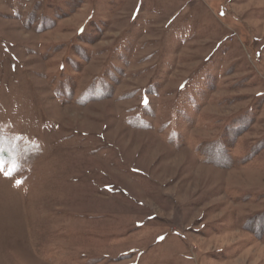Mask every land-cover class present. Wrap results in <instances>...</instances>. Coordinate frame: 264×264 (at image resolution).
I'll use <instances>...</instances> for the list:
<instances>
[{
  "label": "rangeland",
  "instance_id": "1",
  "mask_svg": "<svg viewBox=\"0 0 264 264\" xmlns=\"http://www.w3.org/2000/svg\"><path fill=\"white\" fill-rule=\"evenodd\" d=\"M0 264H264V0H0Z\"/></svg>",
  "mask_w": 264,
  "mask_h": 264
},
{
  "label": "snow or ice",
  "instance_id": "2",
  "mask_svg": "<svg viewBox=\"0 0 264 264\" xmlns=\"http://www.w3.org/2000/svg\"><path fill=\"white\" fill-rule=\"evenodd\" d=\"M161 239H162V237H161Z\"/></svg>",
  "mask_w": 264,
  "mask_h": 264
}]
</instances>
